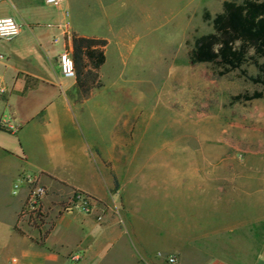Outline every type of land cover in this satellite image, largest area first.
<instances>
[{
  "label": "crops",
  "instance_id": "obj_1",
  "mask_svg": "<svg viewBox=\"0 0 264 264\" xmlns=\"http://www.w3.org/2000/svg\"><path fill=\"white\" fill-rule=\"evenodd\" d=\"M5 16L21 22L17 37L0 40V81L7 87L0 93L5 244L38 247L50 260L67 259L73 250L65 251L55 233L69 231L80 219L78 240L84 246L77 248L86 251L81 264H97L101 235L114 237L113 243L125 239L148 264H172L168 255L177 257L175 264H264V171L241 163L239 173L226 178L223 158L203 157L193 162L203 172L197 177L181 175L165 152L125 156L127 127L119 126L117 111L102 93L106 84L80 99L76 78L62 75L59 56L73 50L69 2L56 7L44 0H0V17ZM29 173L48 188L43 204L54 220L45 234L20 217L28 186L19 182ZM76 191L92 198L94 211L59 213L61 205L52 199L67 201ZM100 211L103 223L96 219Z\"/></svg>",
  "mask_w": 264,
  "mask_h": 264
},
{
  "label": "rangeland",
  "instance_id": "obj_2",
  "mask_svg": "<svg viewBox=\"0 0 264 264\" xmlns=\"http://www.w3.org/2000/svg\"><path fill=\"white\" fill-rule=\"evenodd\" d=\"M66 1L73 33L109 41L102 93L117 111L119 126L127 127L125 156L144 158L165 152L170 163L173 159L179 164L181 175L197 177L203 172L196 170L193 162L203 157L223 158L226 178H234L243 167L241 163H247L249 170L264 171V95L235 99L240 94L264 91V86L240 70L218 75L211 64H195L189 56L194 38L212 30L203 19L204 9L220 12L225 0ZM243 68L251 75L257 73L252 64ZM52 202L54 206L65 203ZM74 215L78 216L77 211ZM53 220L46 221L50 226L30 224L45 234ZM83 227L77 219L69 231L55 233L57 240L64 241L65 251L84 246L78 240ZM7 241L0 238V264L67 263L68 257L50 260L45 250L5 244ZM113 241L114 237L99 236L97 264H148L125 239ZM23 250L28 257H23Z\"/></svg>",
  "mask_w": 264,
  "mask_h": 264
},
{
  "label": "trees",
  "instance_id": "obj_3",
  "mask_svg": "<svg viewBox=\"0 0 264 264\" xmlns=\"http://www.w3.org/2000/svg\"><path fill=\"white\" fill-rule=\"evenodd\" d=\"M203 19L211 24L212 30L194 38L191 61L211 64L218 75L240 70L246 78L264 86V0H225L220 12L212 14L204 9ZM72 43L79 97L88 98L104 85L102 68L107 61L109 41L74 32ZM248 63L256 67V74L251 75L243 68ZM263 95V90H256L235 99L252 100Z\"/></svg>",
  "mask_w": 264,
  "mask_h": 264
},
{
  "label": "built area",
  "instance_id": "obj_4",
  "mask_svg": "<svg viewBox=\"0 0 264 264\" xmlns=\"http://www.w3.org/2000/svg\"><path fill=\"white\" fill-rule=\"evenodd\" d=\"M47 4L60 7L66 0H44ZM69 16V12H68ZM68 33L73 35L70 25H68ZM21 32V25L13 16L0 17V40H10L17 37ZM59 65L62 75L66 78H76L75 61L72 53L69 50L63 51L59 56ZM7 90L6 85L0 81V93H5ZM19 183H26L28 186V195L23 208L20 213L22 220H26L29 223L43 226L48 220V211L44 207V198L48 194V188L44 185L40 176L34 173L25 174L21 177ZM19 187V184L15 185ZM78 209L86 214H91L94 211V203L90 196L76 191L72 197H70L59 208V213L62 211H73ZM105 217V211H100L96 214L98 222L103 223ZM121 222V221H120ZM160 256L163 253L159 252ZM86 258V251L84 248H77L70 252L68 255L66 264H81ZM167 260L175 264L177 263V257L175 255L166 256ZM14 262L17 258H14Z\"/></svg>",
  "mask_w": 264,
  "mask_h": 264
}]
</instances>
